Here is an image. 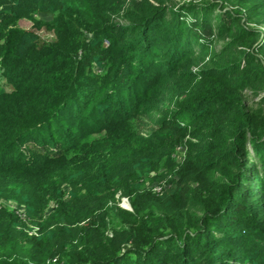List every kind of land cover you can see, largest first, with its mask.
Instances as JSON below:
<instances>
[{
  "label": "trees",
  "instance_id": "obj_1",
  "mask_svg": "<svg viewBox=\"0 0 264 264\" xmlns=\"http://www.w3.org/2000/svg\"><path fill=\"white\" fill-rule=\"evenodd\" d=\"M5 190L0 264H264V0H0Z\"/></svg>",
  "mask_w": 264,
  "mask_h": 264
},
{
  "label": "rangeland",
  "instance_id": "obj_2",
  "mask_svg": "<svg viewBox=\"0 0 264 264\" xmlns=\"http://www.w3.org/2000/svg\"><path fill=\"white\" fill-rule=\"evenodd\" d=\"M41 18H43L46 21L51 20L50 17H41ZM18 27L21 28V29H24V30H34L33 23L31 21H29V20H26V19L20 20L18 22ZM38 33L44 39H47V40L48 39L49 40L54 39V36L51 33H46L45 31H39ZM185 154H186L185 150L182 149V148L178 151L177 162H176V170L180 169V167L184 164ZM163 172H165V170ZM164 182L167 183L166 181H164ZM63 188H64V191H65L66 195L68 196V193H69L71 188L69 186H64ZM157 189L158 188L156 186L155 190L157 191ZM160 191H157V193L160 192ZM4 192L6 194V197L0 198V209L5 208V209H7L9 211H13V212H16L19 215H22L23 212H24V208H23L22 204L19 203L17 197L15 195L11 194L14 191H6L5 190ZM117 198L119 199V203H118V208L119 209H121L124 212L133 213V207H132V204H131V202H130V200L128 198L120 197V195H118ZM110 209H112V206H110ZM53 210H54V204L51 203L50 206H49V210L47 211V215L45 216V219L48 218V216L50 215L51 211H53ZM111 217H112V213L110 212V214H108L105 217V227L103 228L105 230L104 235L107 236V237H110V238L113 236V231H112L113 222H112V219H115L116 215L114 217H112V218ZM116 223H118V221H116ZM27 225L29 226L28 229H30V230H28L29 231L28 233H29V235L31 237V236L34 235L31 232H32V229L33 230L35 229V227L33 225H31L30 223L27 224ZM64 227H65V225H63V223H59V224L53 226V228H55V229H63ZM34 232H37V230H34ZM55 262H56V260H54V263Z\"/></svg>",
  "mask_w": 264,
  "mask_h": 264
},
{
  "label": "built area",
  "instance_id": "obj_3",
  "mask_svg": "<svg viewBox=\"0 0 264 264\" xmlns=\"http://www.w3.org/2000/svg\"><path fill=\"white\" fill-rule=\"evenodd\" d=\"M160 190H161L160 188L157 189V191H160Z\"/></svg>",
  "mask_w": 264,
  "mask_h": 264
}]
</instances>
